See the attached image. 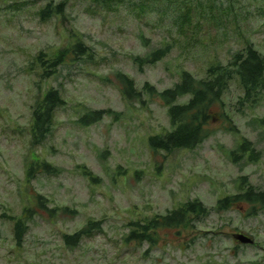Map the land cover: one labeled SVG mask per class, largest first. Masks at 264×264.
<instances>
[{
    "label": "rangeland",
    "instance_id": "1",
    "mask_svg": "<svg viewBox=\"0 0 264 264\" xmlns=\"http://www.w3.org/2000/svg\"><path fill=\"white\" fill-rule=\"evenodd\" d=\"M46 1L0 0V42L6 45L0 52L7 55L12 51L7 45H14L22 61L21 65H17L16 60L9 61L16 75L7 71L0 73V80L4 81V95L0 97V120L4 121L0 126V175L3 177L0 209L6 206L13 214H18L28 204V194L35 190L47 196L48 203L66 205L78 213L74 216L60 212L55 221L39 220L32 224L23 251L33 258L25 264H80V259L86 255L92 258V264H99L108 260L109 253L105 250L108 246L116 250L112 264H146L156 251L161 257H170L175 264H264V255H260L264 253V238L260 236L264 232V209L248 215L246 203L238 209L212 213L194 231H162L158 243L152 247L145 248V243H123L121 234L118 239L109 235L113 230L124 233L129 217H149L142 212L164 213L167 208L194 197L213 205L217 198L230 194L233 191L231 180L239 172L229 161L227 151L241 136L255 141L262 151L260 160L246 166L243 172L249 174L254 183L264 181V137H259L246 125L250 117L264 115V101L245 116L229 112L240 128L239 136L225 131L218 121L211 127L212 134L198 146L164 154L154 152L147 143L149 134L169 127L163 102L151 96L145 97L149 100L146 105L125 101L115 77L117 71H122L133 77L138 86L148 81L160 90L172 85L181 69L202 76L211 60H225L231 50L242 47L246 41L264 54V0H67L65 14L41 21L35 10ZM73 33L84 36L98 59L95 63L74 67L76 73L60 78L66 106L56 112L54 130L46 143L34 150L39 157L62 167V173L38 175L27 183L25 165L32 154L28 145V124L19 125L11 116L15 111L29 122L36 91L33 92L34 75L20 69L38 50L51 52L72 41ZM139 34L149 38L151 45L164 41L173 43L166 57L146 66L142 72L137 71L130 58L145 51ZM18 37L22 38V43L16 42ZM51 83L54 85L56 81L47 80L41 85L46 87ZM237 92L238 87L233 82L224 100H234ZM84 93L95 95L92 104L70 103L73 94ZM87 107L111 108L121 113L117 119L108 115L111 120L107 123L102 122L103 117L84 126L75 118ZM64 114L69 116V121L58 124L57 117ZM98 140L103 147L96 143ZM76 164H84L93 175L99 176V182L88 180ZM16 172H22L23 179ZM66 185L70 187L66 189ZM40 189H47V194ZM117 195L124 201L139 195L142 200L151 198L152 202L145 203L142 210L132 203L127 214L120 215L123 203H117ZM65 199L67 202L63 203ZM165 200L169 206L163 212L156 211L155 205ZM101 201L104 202L103 215L99 217L104 220L101 233L86 238L83 245L73 251L56 244L60 230L55 225L96 218L94 206ZM109 212L120 215L122 223L118 227L116 217ZM43 216L50 217L45 212ZM48 228L51 231H46L45 236L51 239L33 234L34 229L45 231ZM11 230L10 221L0 220V237L5 243L10 242ZM234 233H242L253 242L242 244L233 238ZM54 244L55 247H50ZM11 254L9 249L7 255ZM159 261V257L155 258L154 264Z\"/></svg>",
    "mask_w": 264,
    "mask_h": 264
},
{
    "label": "trees",
    "instance_id": "2",
    "mask_svg": "<svg viewBox=\"0 0 264 264\" xmlns=\"http://www.w3.org/2000/svg\"><path fill=\"white\" fill-rule=\"evenodd\" d=\"M106 2L113 0H94ZM67 0H47L40 5L35 14L41 21L57 15H63L67 9ZM53 51L38 50L20 71L34 75L35 97L30 105L28 122V145L32 149L31 158L25 165V182L30 183L38 175L58 176L63 168L44 158L39 157L35 149L43 146L54 130L55 114L66 106L67 100L62 94V79L76 73L74 67L95 63L98 56L95 49L88 44L84 36H77ZM143 53L133 54L130 58L137 71L142 72L146 66L155 64L166 57L173 48L172 42L150 44V39L143 34L138 36ZM151 45V46H150ZM65 70V74L63 71ZM115 77L119 82V90L125 101H136L146 105L145 97H158L166 107L169 127L162 131L149 134L147 143L154 152L170 154L175 150L192 149L212 134V125L221 121L222 128L239 136L240 128L234 121L232 113L245 116L264 101V54L251 42L231 50L225 60H211L204 69L202 76H196L187 69L179 71L178 79L172 85L158 90L145 81L138 86L135 79L128 74L117 71ZM62 78V79H60ZM53 80L56 83L42 87L41 83ZM235 82L238 92L235 99L224 100L230 94L232 83ZM88 113H95L97 119H89ZM121 112L111 108H88L85 112L76 114V121L84 126L91 125L103 117L113 115L117 119ZM246 125L264 137V115H254L246 121ZM229 161L239 172L231 180L233 191L216 199L213 205H207L200 198L194 197L182 201L179 205L167 208L164 213H156L149 217L129 219L124 225L128 231L121 234L123 243H147L155 246L160 239V232L174 229L194 231L198 224L207 220L212 213L228 209H238L242 203L249 205L247 214H256L264 209V181L254 183L249 174L243 172L246 166L257 163L262 154L256 142L245 136L235 141V146L229 148ZM82 174L92 183L99 182V176L93 175L84 164H76ZM28 204L24 205L18 214L4 206L0 209V220L10 221L12 225L11 239L15 247L23 251L26 236L32 224L39 220L55 221L60 212L74 215L76 209L66 205L59 206L48 203L49 198L40 191H33L27 196ZM52 204L53 207L48 205ZM50 217H44L43 213ZM104 220L87 217L82 220V226L73 232H59V240L65 249L73 251L83 245V241L103 231ZM193 240L192 238L190 239ZM186 245V243H184Z\"/></svg>",
    "mask_w": 264,
    "mask_h": 264
},
{
    "label": "clouds",
    "instance_id": "3",
    "mask_svg": "<svg viewBox=\"0 0 264 264\" xmlns=\"http://www.w3.org/2000/svg\"><path fill=\"white\" fill-rule=\"evenodd\" d=\"M26 27H29L28 25H26ZM17 43H22V38L18 37L16 39ZM6 45L2 42H0V49L5 48ZM7 47L12 48V51L10 53H8L7 55H4L3 52H0V73H5L7 72H11L12 75H16V69L14 67L11 66V64L9 63L10 60H16L17 65H21L22 61L21 59H19L18 57L20 56V53L16 50L14 45H7ZM3 84L4 81L0 80V97H2L4 95V89H3ZM162 90V89H160ZM35 90L33 89V92ZM96 99L94 94H88V93H84L81 94L79 96L73 94V98L70 100L71 104H92L93 101ZM93 106H99V107H103L104 105H97V104H93ZM88 117L89 119L95 120L97 119V115L95 113H88ZM11 119L13 121H16L17 124L22 125V126H26L28 124V120L26 118H20L19 113L17 112H13ZM69 116L67 114L64 115H60L57 117V123H67L69 121ZM109 120H111V117H104V120L102 121L103 123H107ZM4 121L0 120V126H3ZM97 144H99L101 147H103V144L101 141H96ZM16 175L20 176L21 179H23V173L22 172H16ZM0 184H3V177L2 175H0ZM10 187H14V186H10ZM70 186H65V188H69ZM41 191H44L45 194H47V189H40ZM177 191H179V189H177ZM2 194V193H0ZM75 199H82L80 197H74ZM116 201L117 203H123V211L121 212L120 215H126L128 209H130L131 204L132 203H136L140 206L141 210L143 208V205L145 203H151L152 200L149 197H145L143 200L140 198L139 195H132L130 197L129 200L124 201L122 196L117 195L116 197ZM2 202V201H0ZM63 203L67 202V199H65L64 201H62ZM103 201L100 202L99 205H95V210H96V218L99 219L100 215H103ZM169 203L167 200L165 201H160L155 205L156 211H160L163 212V209L165 207H168ZM49 207H53L52 204H49ZM81 211H86L85 209H81ZM111 216H115L116 217V221L117 223V227L119 225V223H122V220L120 219V215H117V213L115 212H109L108 213ZM143 215L146 216H151L152 212H142ZM131 219H135V217H129ZM236 222H239V218H237ZM82 224L81 223H59L57 225H55V227H57L61 232H73L75 231L77 228L81 227ZM106 231L108 230L107 227L105 229ZM46 231H51V228L46 229L45 231H40L38 229H34L33 230V234L35 236H44V238L46 239H51V237H47L45 236V232ZM125 232L128 231L127 229L124 230ZM123 234V233H117L115 230L111 231L109 233L110 236H112L114 239H118L119 235ZM260 236L262 238H264V232L260 233ZM9 241L8 243H5L4 239L2 237H0V264H25L26 260H31L33 257L30 256L27 252H24L20 249H16L14 242H11V236L8 237ZM56 244H60L62 246V241L59 240V238L57 237L56 240ZM56 245H50V247H55ZM92 246V245H90ZM28 245H25V248H27ZM145 248L148 247L147 243H145L144 245ZM11 249L12 250V254L11 255H7L8 250ZM38 250V249H37ZM108 253H109V257L108 260H104V261H100L99 264H112V258L115 255V249H113L111 246H108L107 249H105ZM144 249H141V251H143ZM260 255H264V253H260ZM159 257L160 261L159 264H175V261H173L170 257H161V254L159 251L153 252L152 253V259H149L146 264H154L155 258ZM80 264H92V258L90 256H84L82 259H80Z\"/></svg>",
    "mask_w": 264,
    "mask_h": 264
},
{
    "label": "water",
    "instance_id": "4",
    "mask_svg": "<svg viewBox=\"0 0 264 264\" xmlns=\"http://www.w3.org/2000/svg\"><path fill=\"white\" fill-rule=\"evenodd\" d=\"M233 238L235 240L241 242V243H248V244H250V243L253 242V240L250 237H248V236H246V235H244L242 233H234L233 234Z\"/></svg>",
    "mask_w": 264,
    "mask_h": 264
}]
</instances>
